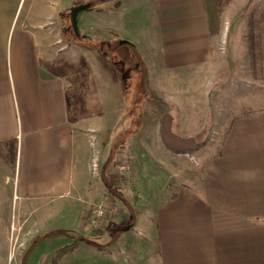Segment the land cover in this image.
<instances>
[{"label": "crops", "instance_id": "crops-1", "mask_svg": "<svg viewBox=\"0 0 264 264\" xmlns=\"http://www.w3.org/2000/svg\"><path fill=\"white\" fill-rule=\"evenodd\" d=\"M111 1L0 0V205L15 202L26 229L75 239L127 224L133 210L114 244L100 250L79 241L57 264H264V108L217 118L219 142L198 148L205 130L195 111L205 106L209 79L236 61L219 52L233 25L221 17L211 33L205 0ZM84 4L76 37L69 11ZM258 22L264 79V18ZM155 100L168 110L155 113ZM103 133L112 144L107 166L136 169L126 182L118 167L107 178L124 198L93 179ZM153 159L167 165L151 166ZM102 194L105 225L94 211L85 215ZM116 209L126 214L114 223Z\"/></svg>", "mask_w": 264, "mask_h": 264}, {"label": "rangeland", "instance_id": "rangeland-1", "mask_svg": "<svg viewBox=\"0 0 264 264\" xmlns=\"http://www.w3.org/2000/svg\"><path fill=\"white\" fill-rule=\"evenodd\" d=\"M116 2L117 0H112L111 4L113 3L114 6ZM221 17L224 20L229 21L227 24L233 25L234 28H231L233 31L230 32L227 43H225L224 45L223 41L219 46V52L221 54H226V56H230L233 61L236 59V61L233 64L225 63L223 76L209 79V88L211 92L208 95V99L206 97L208 103H206L207 100L204 98L202 101L205 105L204 108L199 106L200 108L198 107V110L195 111L196 114L201 115L199 118L201 119L202 117V120H204L201 121L205 130L203 132V139L202 142H198V144H200L198 148L202 149H209L212 147V145H214L215 143L217 144L220 140L219 138L222 128V121H215L217 120V118H220L222 115L227 118V116L230 114H238L239 109H237V107H243L242 110L250 107H252V110L264 108V79L262 78V76H260L258 71H251L249 50L247 55L248 59L246 57V51L248 49V41L246 40L247 35L246 38L244 37V34L246 32V34H248L249 23L251 19L252 21H258L259 19L264 18V0H231L220 13V21ZM123 73V77L125 80L127 78V71H124ZM137 76L139 84H141L140 88L142 89L144 76L140 70ZM136 81L137 80H135V82ZM130 89L131 87L126 84V92L130 91ZM143 89L147 92L146 86ZM132 96L133 95L129 96L130 99H132ZM182 96L184 97L185 95ZM191 96H196V94H193ZM149 102L150 101L146 102V109L149 107ZM154 103L153 105L156 106L155 113H162L168 110L167 108L169 106L167 102H158L157 100H155ZM207 113L209 116L208 121H206ZM167 122H165L164 126L165 135H167ZM225 122L226 121H224V124ZM223 127H225V125ZM100 137L101 142H99L97 146V152L94 157L93 164L95 166H92V174L95 183L98 184V182L101 183L100 181L103 182V176H105L106 178H109L110 176L111 178L112 172L115 171L117 167L120 172H125L119 177V181L126 182V176H128L130 173H133L134 170H136L135 167L132 169L131 163L116 164V166H113V164L111 165L110 163L107 166V163L110 160V158L108 157V152L111 150L112 144L107 142L102 143L105 138L104 133L101 134ZM194 155L196 154L187 157V159L192 164H195V161L197 160L196 156ZM172 157L173 156H171V158L169 159V162L174 165H178V162L175 161V159H173ZM115 159L116 158H113L112 160L114 161ZM164 162V160L161 161L160 159H153L151 166L167 165V163ZM137 169L139 170L137 172L142 171V167H137ZM162 171L164 172L165 170ZM169 175L170 173L168 171H165L160 176L167 178L169 177ZM135 176L136 178H138V176L143 177L144 174L136 173ZM128 182L131 183L130 181ZM92 185L93 186L91 189L93 190L95 188L94 182ZM135 191L136 189H134V192ZM104 199L106 200L107 198L104 194H102L95 197L94 200H90L85 215L91 219L93 211L97 206L100 205H103L106 211H108L107 208L109 207V202L105 201ZM117 209L119 210L120 208L117 207ZM117 209L116 212H112L114 214L111 217V221L114 223L119 222L121 219H123V217H125L126 214L125 210L124 212L122 211L120 213ZM0 213L2 217V221L0 220V264H50L49 261L53 255V252L56 253V250L60 249L61 247L70 245L73 242L77 241V239H75L73 236H67L65 234L62 236L58 235L57 237L53 238H51V236H48L44 240L42 239L41 241L37 242L35 246L34 244L32 246L31 241L36 237H41L42 232L34 228V226L37 225H33V227L26 229L24 222L18 221L19 216L16 209V203L11 202L10 206L6 204L3 206L1 204ZM94 232L95 229L90 228L87 229L86 232L80 231L78 233L80 234V236H83V238L86 237L87 239H94Z\"/></svg>", "mask_w": 264, "mask_h": 264}, {"label": "trees", "instance_id": "trees-1", "mask_svg": "<svg viewBox=\"0 0 264 264\" xmlns=\"http://www.w3.org/2000/svg\"><path fill=\"white\" fill-rule=\"evenodd\" d=\"M231 0H205V5H206V10H207V15H208V21L210 25V32H216V29L218 28L219 25V16L220 13L222 12L223 8L230 2ZM118 6V2L114 4V7ZM258 21H250L249 23V31L247 34V41H248V50H249V58H250V68L251 71H258V73L261 74V67H260V60H261V54H260V41H259V34H258ZM102 180H104V184L106 186L107 192L111 193L112 195L116 197H121L124 198L125 192L120 190V189H115L113 184L110 183V181L107 180L105 176H103ZM130 195V194H128ZM130 213V220L127 224H122L114 227H108L105 226L104 228L98 227L95 230V236L94 239H87L80 237L77 239V241L73 242L70 245L61 247L58 249L51 260L50 264H57V262L66 254H69L73 252L77 246L78 242L82 241L85 243H88L90 245H93L97 247L100 250H103L112 244L116 242V240L127 230H129L132 226V221L134 217V213L132 209H129ZM100 223H104L102 219H100ZM105 225V223H104ZM108 227V228H106ZM57 232V231H56ZM58 233H63L62 231ZM54 234V233H52ZM50 234V235H52ZM66 234V233H65ZM44 235L41 237H36L31 241V245L35 246L37 242L41 241L42 239L44 240L46 237L50 236Z\"/></svg>", "mask_w": 264, "mask_h": 264}, {"label": "water", "instance_id": "water-1", "mask_svg": "<svg viewBox=\"0 0 264 264\" xmlns=\"http://www.w3.org/2000/svg\"><path fill=\"white\" fill-rule=\"evenodd\" d=\"M89 8L88 4L79 5L72 7L69 11V21L71 29L76 37H78V20L77 16L80 12L85 11Z\"/></svg>", "mask_w": 264, "mask_h": 264}, {"label": "built area", "instance_id": "built-area-1", "mask_svg": "<svg viewBox=\"0 0 264 264\" xmlns=\"http://www.w3.org/2000/svg\"><path fill=\"white\" fill-rule=\"evenodd\" d=\"M94 214L97 216L99 219H103L106 217V209L104 208L103 205L97 206L96 209L94 210ZM96 225L99 226L96 222Z\"/></svg>", "mask_w": 264, "mask_h": 264}]
</instances>
